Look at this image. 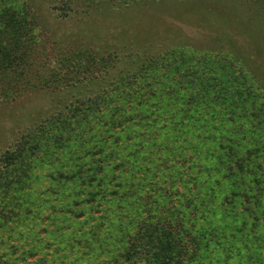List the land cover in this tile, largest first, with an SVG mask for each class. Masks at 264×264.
Masks as SVG:
<instances>
[{
    "label": "rangeland",
    "instance_id": "rangeland-1",
    "mask_svg": "<svg viewBox=\"0 0 264 264\" xmlns=\"http://www.w3.org/2000/svg\"><path fill=\"white\" fill-rule=\"evenodd\" d=\"M167 36L192 50L162 52ZM143 62L140 105L108 85ZM195 80L200 121L219 137L221 125L256 129L213 149L221 167L206 163L239 160L247 168L235 180L251 196L206 189L191 203L190 177L138 171L154 163L158 114L195 107L186 94L163 106L151 95L182 81L196 95ZM110 192L119 198L100 199ZM176 207L190 264L224 254V229L249 240L237 264H264V0H0V264H122L126 236Z\"/></svg>",
    "mask_w": 264,
    "mask_h": 264
},
{
    "label": "trees",
    "instance_id": "trees-1",
    "mask_svg": "<svg viewBox=\"0 0 264 264\" xmlns=\"http://www.w3.org/2000/svg\"><path fill=\"white\" fill-rule=\"evenodd\" d=\"M231 23L233 24L232 26H230ZM231 23L229 24V29H231L235 33H238L239 31L237 29L236 24H234V22ZM241 29H243L242 26ZM242 31L244 33V30ZM163 42H166L167 45H163V46L167 48H162V52L168 51V53L173 54V53H177V51L180 50L182 51L192 50V48H190L191 45L183 41H178L172 44V41L169 39V36H167L166 39L163 40ZM202 54L205 53L203 52ZM113 56L115 58L101 60V62L102 61L107 62V64L105 65L107 66V69L111 68V66L116 67L118 64L116 62L117 60L115 59L119 57L115 54H113ZM227 56H232V54L228 53ZM145 66H146V62L145 63L143 62L135 69L136 71L135 70L128 71L126 75L121 76L118 80L115 79V77L111 78L109 80L108 87L114 88L115 89L114 92H117L119 91V89L123 88L124 92H126L125 96L127 99L128 98L141 99L142 95H140L136 87L142 81L141 76L144 75L142 73L148 71L145 68ZM241 75L244 76V74ZM100 76L94 77L93 81L95 83L99 82L100 84H102L104 79L103 78L101 79ZM201 83L202 82L197 84V81L195 80L194 81V84H196L195 87H193L192 84L189 83L192 88L196 89V95L192 93L188 94L189 85L186 86L185 85L186 83L183 81L182 84L179 85V87H175V85L170 86L173 88V90L171 91L167 90L165 93L166 95L164 94V96H162L161 93H158L159 94L158 96L156 93H153L151 95L152 97L156 96L158 100L161 102V105L163 106L165 105L164 104L165 102L169 104L172 101H178V103H180L179 100H173V98L179 97L181 94L182 95L186 94L187 97L184 100V103L187 104H185L184 106H187L190 103L189 101L191 100L195 102V104L193 105L195 107L188 110L185 109H179L174 111L169 110L166 111V113L161 111L158 114L159 122L155 123L156 126L153 130L154 139L153 141H151V143H154L155 145L153 148V153L150 156V159L153 160L154 163L150 162V168L146 167L147 170H143L141 166V168L138 169V171L147 173V176L145 177L152 178L153 175L158 176L160 182L164 181L165 179H168L172 175H177L178 177L186 176V179L190 177V188L188 189L191 192V203L196 202L195 199L197 198V196L199 197V192L204 193V190L206 189L209 192H206L205 193L206 195L205 194L202 195L204 197L208 196L209 198H211L212 196H217L218 193L223 191V189H231L232 191H234L231 197L232 199L235 198L239 199L240 195L251 196L253 193V189L251 188L252 184H249L250 186L248 187L242 186L244 183L247 182L244 180L245 174L243 173V170H245L247 167L245 165L244 166L241 164L239 165L240 162L239 160L237 161L231 160L229 164H225L223 168H218V169L215 168L214 170L209 168L210 165L206 166V163L207 162L210 163L214 159L213 163L214 164L217 163V165L220 164L221 167V163L223 162L219 160L216 152L213 149L215 147L223 148L222 147L223 144L228 146H230V144L235 145L233 136L235 137L240 136V138L248 137L249 139L250 135L253 136L252 133L256 132V129L250 128L248 126H240L236 123L232 124L231 122L230 123L232 125L227 124L223 126L220 124L222 127L220 128L219 131L223 138L219 137L217 130L210 128L211 125L207 126L205 125L206 123L200 121L202 115L199 110L201 109L202 106L199 105H201L202 103L201 101L204 100L203 98H201V100L199 101V97L202 96V92L200 89ZM144 96L148 97V95L146 94ZM144 96L142 100L139 102L140 105L147 99L144 98ZM128 111L131 112L130 110ZM213 115L214 114H212L210 117L213 118V120L216 122L217 121L216 116ZM226 117L229 119V121L231 119H234V121L236 120V118L232 117L231 114L229 115L226 114ZM169 118L172 120V122H170L171 120ZM192 118L194 119L196 118L197 121L196 122L192 121ZM131 125L135 126L137 124L132 123ZM230 130L232 132H230ZM143 135L144 134L136 133L135 137L141 138ZM224 140H227L228 142L227 141L224 142ZM249 143L250 141H248L247 144ZM213 156L216 159L211 158ZM131 166L133 167V165ZM132 173L135 176L134 172ZM192 173L195 175H192ZM239 173L244 177H241L242 181H240L241 183L238 184V181H236L235 179L236 177L237 178L239 177ZM198 174L201 175L199 181H198ZM223 174L226 176H224ZM217 178L220 180H218ZM138 179L139 176L137 178V181ZM223 182H225L229 187H225V188L221 187V184L223 185ZM125 183L126 184L129 183V181ZM218 183H220V186ZM210 185L211 188L208 189ZM238 185H240L241 187H238ZM143 186L145 187L146 185ZM146 188H148V186H146ZM149 188L152 189L153 184H151ZM236 191L238 192V194H235ZM111 193L112 192H110L107 195L109 196L107 197L108 200L106 197L100 199L101 200L106 199V202H109L110 200L114 201V199L119 198L117 192H113L112 194ZM166 193H168V190H166ZM156 200L160 201L159 198H156ZM170 202L179 204L182 202H187V200L186 199L184 200V197L177 196L171 198ZM170 212H171L170 216L172 218L164 217V219H162L161 216L156 214V217L158 216L159 217L155 221L141 222L136 227L137 230L136 233L131 234L130 236H126L125 238L126 248L123 249V254L120 255L122 264H134L136 261L138 264H190L189 260L187 261L184 259L187 256L185 251V245L187 242L180 232L182 228L179 223L182 222L181 219L183 218V216L181 215L180 210L177 207L171 210ZM220 225L221 223L219 224V226ZM245 235L246 234H243V232H241V230L239 231V229L237 231L236 230L227 231L226 229H224L222 237H220V242L223 243L222 252H224V254H217L216 251H212L211 252L212 258L211 255H209V257L207 256L206 261L208 260V258H210L211 263L213 264L215 261L223 264H228L231 262L237 264L238 261H240L239 256L242 255L240 254V252L248 249L246 248L245 244H249V240L245 238L246 237ZM121 244L124 243L121 242ZM218 245L220 244H217V249L219 248ZM214 247L216 249V246Z\"/></svg>",
    "mask_w": 264,
    "mask_h": 264
}]
</instances>
